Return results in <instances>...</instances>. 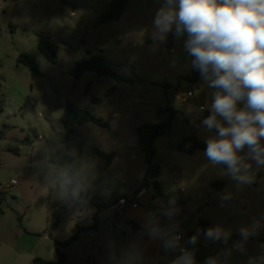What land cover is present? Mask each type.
Returning <instances> with one entry per match:
<instances>
[{
  "label": "rangeland",
  "instance_id": "rangeland-1",
  "mask_svg": "<svg viewBox=\"0 0 264 264\" xmlns=\"http://www.w3.org/2000/svg\"><path fill=\"white\" fill-rule=\"evenodd\" d=\"M112 2L0 0V184L27 170L21 174L24 179H19V183L23 185L26 201L32 203L23 225L34 234L26 235L25 244L33 245L32 255L40 253L48 261L57 257L54 234L64 238L75 220L69 207L74 201L62 198L58 186L46 190L44 180L45 159L60 155V148L65 146V101L69 99L109 122V129L91 123L75 127L92 145L107 152L116 151L118 146L125 152L130 151L131 164L124 167V158L128 155L123 153L105 171V159L95 157L97 182H107L118 194L130 195L148 169L136 128L143 123L160 121L158 107L172 102L163 87L169 85L173 89L181 76L186 77L193 70L191 58L183 48L186 37L176 40L169 33L166 43L158 46L151 39L153 18L162 0H128L122 18L102 23L101 17ZM39 35L50 37L58 45L56 64L50 63L39 51ZM23 53L34 56L40 75L33 76L27 66L18 64L17 58ZM97 55L105 57L112 69L131 81L116 83L111 77H99L93 72L84 73L81 79L71 76L76 62ZM113 86L116 90L106 96V91ZM198 86L212 98L213 90L202 80L193 85L196 94ZM93 97H100L102 104H93ZM108 104L116 108V114H111ZM172 106L184 107L174 101ZM191 115L195 120L201 112L193 109ZM200 128L205 133H201L203 137L213 134ZM178 154L181 161H177L183 167L188 166L184 159L191 157L186 153ZM169 163L167 159L161 161V167L169 170L162 179L167 191H176L175 179H179L183 187L190 185L185 194L189 219L178 232L184 233V228L188 230L191 224H197L201 232L199 242L195 246L186 244L188 249L195 247V260L205 263V259L202 262L204 256L208 258L231 250L230 255L221 256L225 264H248L250 257L264 255V168L257 172L256 181L251 185H237L221 175L220 166L200 169L192 164L199 175L194 181L185 173L170 172ZM225 193L230 194L229 199L221 198ZM12 200L9 195L1 206L6 211L0 221L2 227H9L18 220V214L11 210L15 206ZM217 225L231 232L226 244L204 239L203 232ZM253 226H256L254 234L245 241V252L235 251L233 245L242 240L239 229ZM188 231L189 239L193 235ZM45 234H51V238L45 240ZM31 261L27 256L22 264Z\"/></svg>",
  "mask_w": 264,
  "mask_h": 264
},
{
  "label": "clouds",
  "instance_id": "clouds-1",
  "mask_svg": "<svg viewBox=\"0 0 264 264\" xmlns=\"http://www.w3.org/2000/svg\"><path fill=\"white\" fill-rule=\"evenodd\" d=\"M172 33L176 40L186 37L184 51L191 58V68L212 89L210 105H202L210 115L201 120L207 133L203 155L213 166H221V175L237 185H251L256 174L264 168V0H162L152 22L151 39L154 45L166 43ZM191 105L185 114L191 115ZM97 160L77 148L62 146L60 155L44 161L45 189L56 188L62 198L81 201L97 187ZM104 194L107 185L100 186ZM222 199H229L225 193ZM158 213H146L143 229L152 240H158L165 250L179 248L180 255L172 264H196L195 247H180L179 222L175 217L180 209L175 197L167 202L157 198ZM169 226H162L160 217ZM241 227V241L233 245L237 252H245V241L254 228ZM200 230L186 243L197 245ZM206 241L227 243L231 232L219 225L203 232ZM227 250L208 257L205 264H225L221 256ZM112 264H143V252L136 242L117 255L109 252ZM248 264H264V255L250 257Z\"/></svg>",
  "mask_w": 264,
  "mask_h": 264
},
{
  "label": "crops",
  "instance_id": "crops-1",
  "mask_svg": "<svg viewBox=\"0 0 264 264\" xmlns=\"http://www.w3.org/2000/svg\"><path fill=\"white\" fill-rule=\"evenodd\" d=\"M200 80L201 78H199V80L195 83L186 82L187 84H182L180 81L176 86H174L173 89H171L169 85L163 87V91L168 100L171 99L172 102H178L184 107L178 109L173 106L177 111V115L173 122L172 128L167 134L158 138L162 139L160 143L157 142L158 139L155 142L156 155L154 157V163L158 165L157 181L161 185L163 193L165 195L177 192L182 195L184 200L185 194L188 192V190H190V185H188L187 183L188 187H183L182 185H180L179 179H175V183L177 185L176 191H167V185L163 183L162 179L166 176V171L169 170L166 168L163 169L161 167V161L162 159L170 160L171 163L167 165V167H170V172H178L180 175H183L185 173L187 174L189 179H192L194 181L199 177V175L195 172L196 166L193 165L194 167H191L192 164L198 165L200 169L213 166L203 155L204 151H196L193 154H188L191 158L184 159L187 160L188 166L185 165L183 167V165L178 162L181 161V158H179L178 153H183L178 149L181 143L189 142L192 138H197L198 140L204 143L205 137H203V135L205 133L201 132V120L206 116L210 115V112L206 109L204 112L201 113V116L195 120L191 119L192 115L185 114L186 109L189 105H191L192 108L196 110L202 105H210L211 103L212 98L208 96V93L206 91H202V89H200V86L197 87L198 94H196L193 89V85L198 83ZM174 89L192 90L193 95L188 98L185 102L174 100L171 98L169 93V90ZM172 102L170 103L169 101L168 103L172 105ZM101 104L98 105L100 106ZM108 106L110 107L111 114H116V108L113 107L111 104H108ZM96 133L99 134L98 132ZM39 137L41 138L42 136ZM115 152L116 156L109 167H111L115 161H118L120 155L123 153H126V155H128L124 158V167L129 165V163L131 164L132 156H130V151L125 152V149L123 147L118 146ZM174 161L178 162V164L173 163ZM106 168L108 167L104 165V171ZM25 172H27L26 169L18 173L17 175H13L15 177H11L10 179L4 181L3 183L15 180L16 184L8 191H0V194H3L4 196L2 204L10 195L13 199L12 201L15 204V206L12 207L11 210L18 214V220L11 224L9 227L0 226V264H22L26 260L27 256H29L30 261H33L36 257L45 259L44 255H41L40 253H35L39 255H32L34 254L33 245L27 246L25 244L26 235L34 234L29 228H25L23 225L25 215L27 214L28 209L30 208L32 203L31 201H26L23 185L19 183V179H24L21 174ZM25 182L26 181H24V183ZM102 185H107L109 189L107 194H104L102 192L100 187ZM125 185L127 186L126 183ZM140 185L141 182L135 189L131 191L130 195H123L118 194L117 191L112 189L107 182H97V187L93 190L96 193L97 198L93 202L88 203L87 207L84 210L79 209L77 201H74L72 204L69 205L71 211L75 215V220L73 221L72 225L68 228L64 238H60L58 237V235L54 234V238L56 239L54 241L59 242H66L68 240H71L76 235V238L72 239L71 243L60 248V251L64 253L66 257L65 262L63 264H112V262L108 259L109 252L114 251L117 255H119L120 251L122 249H125L130 244V242H136L142 250L143 264H147L148 262H155L160 253L163 254L164 264H172V261L181 254L179 248H177L176 250H165L163 247H161L160 241L152 240L143 229L145 214L158 213L159 209L157 204L154 203V201H156L157 198L163 200V198L161 196H157L155 192L152 198H144L141 204L127 207L113 222V227L107 229L106 231L108 232H105L102 236H99V228L105 220L111 217L112 211L110 210V208L104 209L99 213V225L97 226V229H91L94 225L93 215L96 211V206L98 204L109 201L113 196L117 199L123 196H136L141 192L140 191L139 193H137V190L140 188ZM122 190L125 189L123 188ZM35 198L36 197H33L34 200ZM2 204L0 205V221L6 216V211L1 208ZM176 206L181 209V212L175 217V220L180 219L178 220L179 222H182V224H186L187 220L189 219V208L187 202L185 211L177 202ZM167 222L170 221L167 219L166 221H161L160 223L162 226L167 227ZM171 223L172 222H170V224ZM197 229L198 226L196 223H193L188 227L189 231L184 228L185 231L184 233H182L183 239L182 241H180V247H186V241L188 240V238L186 237V232L188 231L190 234L194 235ZM51 234H45L44 239L48 240L49 238H51ZM98 237L99 243L97 246V251L91 254L90 252L93 242ZM56 256V259L49 260L52 262L57 261V252ZM204 257L202 259V262H204V259L206 260V256ZM196 264L205 263H200L197 259Z\"/></svg>",
  "mask_w": 264,
  "mask_h": 264
},
{
  "label": "trees",
  "instance_id": "trees-1",
  "mask_svg": "<svg viewBox=\"0 0 264 264\" xmlns=\"http://www.w3.org/2000/svg\"><path fill=\"white\" fill-rule=\"evenodd\" d=\"M128 0H113L110 9L104 13L101 17V22H108L119 20L125 12ZM38 49L41 54L52 64H56L58 61V45L54 43L50 37L39 35ZM18 64L27 66L33 76L41 74L39 67L37 66L34 56L28 53H23L17 58ZM93 72L99 77H111L116 83L130 82L131 80L116 72L111 68L108 61L102 55L92 56L89 59L76 62L70 74L75 79H81L84 73ZM200 74L196 70H192V73L186 77H181L180 81H186L189 83H195L199 80ZM116 90V86L111 87L106 91V96H110ZM92 103L95 105L101 104L102 99L100 97H93ZM157 115L160 118L158 123L149 124L143 123L136 128V133L141 150L145 154L146 161L148 163V169L143 177L140 188L137 193L142 189L153 186L156 195L161 196L165 202L170 197H175L176 202L181 208L186 210V202L180 193H170L165 195L162 187L157 181L158 165L154 163V157L156 155L155 142L158 138L167 134L172 128L173 122L176 118L177 111L169 103L163 106H159L157 109ZM93 124L103 129H109L110 124L102 116L93 113L92 111L78 106L73 101L67 99L64 107V136L63 143L68 147H75L81 152L89 153L93 158L101 157L105 159V166L109 167L116 156L115 151L107 152L101 148L92 145L88 140L82 137V135L75 128L77 125ZM206 148L205 143L201 142L197 138H192L189 142H183L179 145V151L186 154H193L196 151H204ZM221 167V166H220ZM97 198L96 193L90 190L81 201H77L80 210H84L88 203L93 202ZM4 200L3 194H0V205ZM116 197H112L107 202H102L96 206V211L93 215L94 225L91 229H97L99 225V213L107 208H110L117 202ZM167 218L162 216V222ZM76 235L72 238L75 239ZM71 240L66 242L55 241V249L58 255V260L55 262L45 260L40 257H36L31 264H63L65 262V254L60 251V248L71 243ZM147 264H164L163 254L160 253L155 262H148Z\"/></svg>",
  "mask_w": 264,
  "mask_h": 264
},
{
  "label": "built area",
  "instance_id": "built-area-1",
  "mask_svg": "<svg viewBox=\"0 0 264 264\" xmlns=\"http://www.w3.org/2000/svg\"><path fill=\"white\" fill-rule=\"evenodd\" d=\"M169 93H170V96L172 99L182 101V102H185L188 98H190L193 95L192 90H181V89L169 90ZM15 184H16L15 180H11L10 182L0 184V191H4V190L8 191L13 186H15ZM151 189L153 191L149 192V190H151ZM154 192H155V189L151 185V186H148V187L142 189V191L136 196L120 197L117 200V202L110 207V210L112 211V215L110 218L105 220L103 222V224L100 226L99 236H102L106 232L107 229L113 227V222L127 207L141 204V202L144 198H152L154 196ZM161 220H162V216L160 217V222H161ZM177 222H179V221H177ZM182 226H183L182 222H179V228H181ZM178 234H180L182 236V239H183V234L180 232H178ZM182 239L180 241H182ZM98 243H99V237L96 238L93 242L91 252H90L91 254H93L97 251ZM79 264H81V263H79Z\"/></svg>",
  "mask_w": 264,
  "mask_h": 264
}]
</instances>
